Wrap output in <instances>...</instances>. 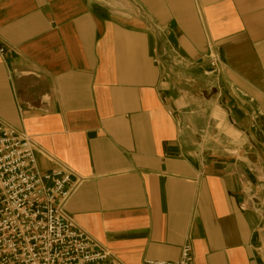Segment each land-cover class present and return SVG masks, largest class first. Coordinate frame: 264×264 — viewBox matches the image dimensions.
<instances>
[{
	"label": "crops",
	"instance_id": "crops-1",
	"mask_svg": "<svg viewBox=\"0 0 264 264\" xmlns=\"http://www.w3.org/2000/svg\"><path fill=\"white\" fill-rule=\"evenodd\" d=\"M0 49V123L109 264H264V0H0Z\"/></svg>",
	"mask_w": 264,
	"mask_h": 264
},
{
	"label": "built area",
	"instance_id": "built-area-1",
	"mask_svg": "<svg viewBox=\"0 0 264 264\" xmlns=\"http://www.w3.org/2000/svg\"><path fill=\"white\" fill-rule=\"evenodd\" d=\"M205 59L220 72L212 46ZM36 151L25 134L0 123V264H109L108 251L66 216L80 181L73 182L71 170L53 159L54 170L39 173ZM246 202L240 210L258 211L251 200ZM144 264H194L192 245L186 240L175 261Z\"/></svg>",
	"mask_w": 264,
	"mask_h": 264
},
{
	"label": "water",
	"instance_id": "water-1",
	"mask_svg": "<svg viewBox=\"0 0 264 264\" xmlns=\"http://www.w3.org/2000/svg\"><path fill=\"white\" fill-rule=\"evenodd\" d=\"M256 136H257V137H259V138H261V136H260V134H259V133H256Z\"/></svg>",
	"mask_w": 264,
	"mask_h": 264
}]
</instances>
